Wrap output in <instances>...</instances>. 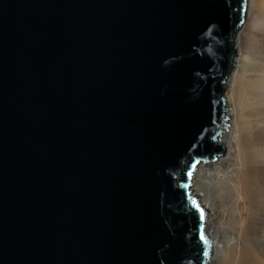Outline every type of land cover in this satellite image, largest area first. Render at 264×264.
<instances>
[{
	"label": "water",
	"instance_id": "1",
	"mask_svg": "<svg viewBox=\"0 0 264 264\" xmlns=\"http://www.w3.org/2000/svg\"><path fill=\"white\" fill-rule=\"evenodd\" d=\"M246 1L0 0V264L208 263Z\"/></svg>",
	"mask_w": 264,
	"mask_h": 264
},
{
	"label": "bare ground",
	"instance_id": "2",
	"mask_svg": "<svg viewBox=\"0 0 264 264\" xmlns=\"http://www.w3.org/2000/svg\"><path fill=\"white\" fill-rule=\"evenodd\" d=\"M232 48L222 155L197 164L191 188L206 210L207 264H264V0L246 1Z\"/></svg>",
	"mask_w": 264,
	"mask_h": 264
},
{
	"label": "rangeland",
	"instance_id": "3",
	"mask_svg": "<svg viewBox=\"0 0 264 264\" xmlns=\"http://www.w3.org/2000/svg\"><path fill=\"white\" fill-rule=\"evenodd\" d=\"M234 53H236V52H234ZM232 70V66H231V68H230V71ZM230 71H229V73H230ZM229 73H228V75L227 76H229ZM226 82V81H225ZM225 90H226V85H225V88H224V90H223V97L225 96ZM244 94H246V92H243V93H240V96H241V101L242 100H244L245 98H246V96L244 95ZM224 113H225V115L227 116V113H226V110L224 111ZM227 120V119H226ZM226 127H228V124L226 123ZM220 143V142H219ZM223 151V150H222Z\"/></svg>",
	"mask_w": 264,
	"mask_h": 264
}]
</instances>
